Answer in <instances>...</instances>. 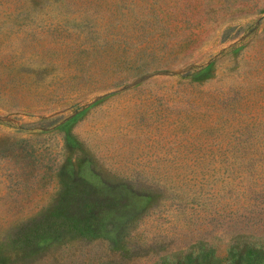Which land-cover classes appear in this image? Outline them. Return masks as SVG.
Returning a JSON list of instances; mask_svg holds the SVG:
<instances>
[{"label":"rangeland","instance_id":"obj_1","mask_svg":"<svg viewBox=\"0 0 264 264\" xmlns=\"http://www.w3.org/2000/svg\"><path fill=\"white\" fill-rule=\"evenodd\" d=\"M0 264H264V0H0Z\"/></svg>","mask_w":264,"mask_h":264}]
</instances>
